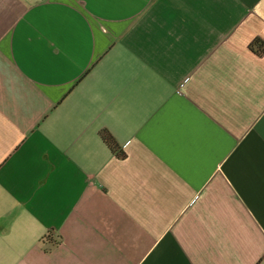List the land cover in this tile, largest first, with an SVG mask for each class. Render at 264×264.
<instances>
[{"label": "crops", "instance_id": "crops-1", "mask_svg": "<svg viewBox=\"0 0 264 264\" xmlns=\"http://www.w3.org/2000/svg\"><path fill=\"white\" fill-rule=\"evenodd\" d=\"M256 40L264 0H0V264H264Z\"/></svg>", "mask_w": 264, "mask_h": 264}, {"label": "trees", "instance_id": "trees-1", "mask_svg": "<svg viewBox=\"0 0 264 264\" xmlns=\"http://www.w3.org/2000/svg\"><path fill=\"white\" fill-rule=\"evenodd\" d=\"M251 50L257 54L260 55L264 52V43L262 41L256 40L251 45ZM100 137L103 141V143L107 146V148L113 153L118 155L119 157H125V153L123 152L121 146L118 144V142L115 140V138L107 131H103L100 134ZM44 240H51L50 237H45Z\"/></svg>", "mask_w": 264, "mask_h": 264}]
</instances>
